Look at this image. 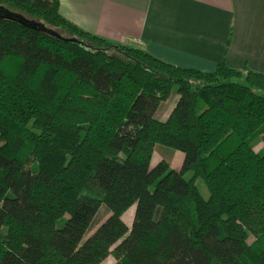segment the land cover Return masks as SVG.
Returning a JSON list of instances; mask_svg holds the SVG:
<instances>
[{"label": "trees", "instance_id": "1", "mask_svg": "<svg viewBox=\"0 0 264 264\" xmlns=\"http://www.w3.org/2000/svg\"><path fill=\"white\" fill-rule=\"evenodd\" d=\"M0 5L78 40L0 20V264H264L263 74L168 64L59 0ZM158 146L180 170L152 166Z\"/></svg>", "mask_w": 264, "mask_h": 264}, {"label": "crops", "instance_id": "2", "mask_svg": "<svg viewBox=\"0 0 264 264\" xmlns=\"http://www.w3.org/2000/svg\"><path fill=\"white\" fill-rule=\"evenodd\" d=\"M59 2L61 15L85 31L168 64L209 73L225 61L264 75V0ZM155 155L152 166L163 159Z\"/></svg>", "mask_w": 264, "mask_h": 264}, {"label": "rangeland", "instance_id": "3", "mask_svg": "<svg viewBox=\"0 0 264 264\" xmlns=\"http://www.w3.org/2000/svg\"><path fill=\"white\" fill-rule=\"evenodd\" d=\"M176 90L177 87L175 86L172 90V96L170 97V99L164 103V105L160 108L159 113L161 116L159 118H162V120H166L170 113L172 112L174 106H176L177 101L179 99L178 95L176 94ZM263 134L260 136L255 137V139L253 140V147L254 150L258 153L264 154V141H263ZM159 158H167L166 161L170 162L171 167L173 169L176 170H180L181 166L183 164L184 161V155L182 152L180 151H176L167 147H163V146H158L156 147V155H155V160ZM190 175H188L187 177H189ZM197 187L200 191V193L205 197L208 198L209 197V193L207 191L205 182L202 179H199L197 181ZM134 213H135V207H133L131 210H129L127 212V215L125 216V221L127 222V224L130 226L132 224L133 221V217H134ZM106 213L105 212H101L100 215L97 217V221L99 222H103L107 217H106ZM253 238H251L250 241H252ZM102 264H116V260L114 259L113 256H110L107 260H105Z\"/></svg>", "mask_w": 264, "mask_h": 264}, {"label": "water", "instance_id": "4", "mask_svg": "<svg viewBox=\"0 0 264 264\" xmlns=\"http://www.w3.org/2000/svg\"><path fill=\"white\" fill-rule=\"evenodd\" d=\"M0 20H8V21L17 22L24 27H28L33 30H37V31L49 34L55 38L60 39L63 42L78 43V40L73 39V38L63 37L56 31L46 27L43 23L28 19L24 15L19 14L18 12L12 11L9 8L2 6V5H0Z\"/></svg>", "mask_w": 264, "mask_h": 264}]
</instances>
